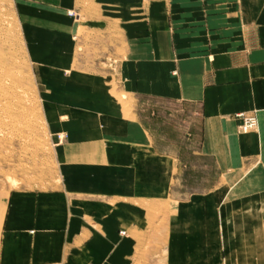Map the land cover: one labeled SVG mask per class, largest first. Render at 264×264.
<instances>
[{
    "label": "crops",
    "instance_id": "0c3cea01",
    "mask_svg": "<svg viewBox=\"0 0 264 264\" xmlns=\"http://www.w3.org/2000/svg\"><path fill=\"white\" fill-rule=\"evenodd\" d=\"M25 3L62 7L42 9L40 20L29 17L26 37L33 60L61 90L49 103L63 110L70 138L86 140L114 129L128 135L129 126L110 112L115 102L102 81L76 70L70 77L58 71L72 70L77 37L66 13L79 0ZM130 3L144 1L116 0V14L106 16L110 25L120 24L116 53L122 80H133L140 94L197 107L201 150L221 169L218 185L232 184L227 192L173 198L181 204L170 216L175 235L167 264H264V0H168L167 29L156 17L159 3L153 6L152 30H138L131 38ZM141 17L137 13L136 22ZM105 25L106 31L113 29ZM72 96L82 102L69 105ZM240 113L255 115L258 128L242 132ZM117 187L104 184L110 196L93 198L66 190L12 192L0 233V264H134L141 243L136 235L145 231L148 217L128 203L114 204Z\"/></svg>",
    "mask_w": 264,
    "mask_h": 264
},
{
    "label": "rangeland",
    "instance_id": "374dc122",
    "mask_svg": "<svg viewBox=\"0 0 264 264\" xmlns=\"http://www.w3.org/2000/svg\"><path fill=\"white\" fill-rule=\"evenodd\" d=\"M26 1L31 0H0V233L9 196L16 190H66L71 195L93 198L110 196L102 187L114 183L118 187L112 189L113 203L138 207L148 217L145 231L136 235L141 243L134 264H167L169 242L175 235L170 216H175L176 205L181 204L173 198H186L194 192H227L232 187L227 181L218 185L221 169L214 156L201 150L197 107L140 94L133 80H122L116 53L120 51L116 48L121 40L120 24L110 25V17L106 19L116 14V0L112 4L79 0L66 13L77 37L73 40L72 70L58 71L70 77L76 70L92 82L102 81L107 87L105 94L115 102L110 112L120 115L130 130L128 135L114 129L85 136L89 140L70 138L63 110L49 103L61 90L55 85V77L50 78L33 60L26 37L29 17L40 20L42 9L62 7ZM139 1L144 3H130L129 7L130 38L139 31L152 30L153 6L159 3L156 17L160 27L167 29L168 0ZM137 13L144 15L139 22ZM106 22L112 30L106 31ZM68 101L69 105L82 102L75 96ZM89 119L94 124L92 115ZM82 143L91 145L79 147Z\"/></svg>",
    "mask_w": 264,
    "mask_h": 264
},
{
    "label": "built area",
    "instance_id": "2783aa9c",
    "mask_svg": "<svg viewBox=\"0 0 264 264\" xmlns=\"http://www.w3.org/2000/svg\"><path fill=\"white\" fill-rule=\"evenodd\" d=\"M238 117L243 118V123L240 126L242 132H249L258 128V119L255 115H245L244 113L238 114ZM122 234H125L122 231Z\"/></svg>",
    "mask_w": 264,
    "mask_h": 264
},
{
    "label": "bare ground",
    "instance_id": "6f19581e",
    "mask_svg": "<svg viewBox=\"0 0 264 264\" xmlns=\"http://www.w3.org/2000/svg\"><path fill=\"white\" fill-rule=\"evenodd\" d=\"M74 92H75V91H74ZM75 98L79 99L78 97H75Z\"/></svg>",
    "mask_w": 264,
    "mask_h": 264
}]
</instances>
